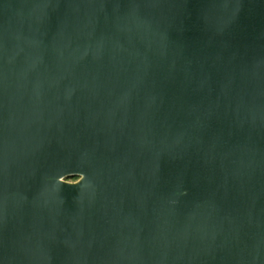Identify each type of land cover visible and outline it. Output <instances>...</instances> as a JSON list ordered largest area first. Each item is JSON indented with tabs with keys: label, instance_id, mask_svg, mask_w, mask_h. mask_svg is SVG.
<instances>
[{
	"label": "water",
	"instance_id": "1",
	"mask_svg": "<svg viewBox=\"0 0 264 264\" xmlns=\"http://www.w3.org/2000/svg\"><path fill=\"white\" fill-rule=\"evenodd\" d=\"M0 264H264V0H0Z\"/></svg>",
	"mask_w": 264,
	"mask_h": 264
},
{
	"label": "rangeland",
	"instance_id": "2",
	"mask_svg": "<svg viewBox=\"0 0 264 264\" xmlns=\"http://www.w3.org/2000/svg\"><path fill=\"white\" fill-rule=\"evenodd\" d=\"M81 174H68L62 177V180L68 183H76L81 179Z\"/></svg>",
	"mask_w": 264,
	"mask_h": 264
}]
</instances>
